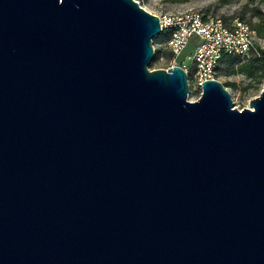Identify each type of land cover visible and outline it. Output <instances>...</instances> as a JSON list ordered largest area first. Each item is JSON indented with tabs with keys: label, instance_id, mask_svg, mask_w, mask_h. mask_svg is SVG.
Masks as SVG:
<instances>
[{
	"label": "water",
	"instance_id": "1",
	"mask_svg": "<svg viewBox=\"0 0 264 264\" xmlns=\"http://www.w3.org/2000/svg\"><path fill=\"white\" fill-rule=\"evenodd\" d=\"M136 0H0V264H264V85L148 68Z\"/></svg>",
	"mask_w": 264,
	"mask_h": 264
},
{
	"label": "built area",
	"instance_id": "2",
	"mask_svg": "<svg viewBox=\"0 0 264 264\" xmlns=\"http://www.w3.org/2000/svg\"><path fill=\"white\" fill-rule=\"evenodd\" d=\"M158 17L162 44L174 58L184 55L183 64H172L164 69L180 66L185 70L189 85L188 100L198 99L205 80L220 81L218 74L224 62L235 63L259 56L254 30L238 17L226 21L218 15H205L199 11ZM190 45L194 49L187 54L186 49ZM193 90H197L198 94L190 98Z\"/></svg>",
	"mask_w": 264,
	"mask_h": 264
},
{
	"label": "rangeland",
	"instance_id": "3",
	"mask_svg": "<svg viewBox=\"0 0 264 264\" xmlns=\"http://www.w3.org/2000/svg\"><path fill=\"white\" fill-rule=\"evenodd\" d=\"M141 7L157 16L172 15L185 11H199L203 14L218 15L226 21L238 17L254 30V38L259 56L249 62H224L218 77L230 93L234 107L242 109L249 100L258 96L264 85V0H136ZM163 36L153 38L155 55L149 62L150 70L164 69L170 65L183 64L184 55L173 57L162 44ZM194 49L190 45L186 53ZM253 58V57H251ZM191 73L189 70V77ZM198 94L193 90L190 98Z\"/></svg>",
	"mask_w": 264,
	"mask_h": 264
},
{
	"label": "trees",
	"instance_id": "4",
	"mask_svg": "<svg viewBox=\"0 0 264 264\" xmlns=\"http://www.w3.org/2000/svg\"><path fill=\"white\" fill-rule=\"evenodd\" d=\"M257 57L250 58L247 62L256 59ZM232 64V63H231Z\"/></svg>",
	"mask_w": 264,
	"mask_h": 264
}]
</instances>
